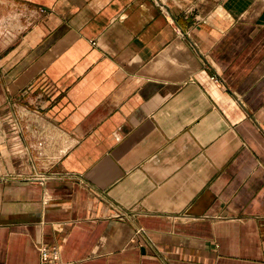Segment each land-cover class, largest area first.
<instances>
[{
  "label": "crops",
  "instance_id": "0c3cea01",
  "mask_svg": "<svg viewBox=\"0 0 264 264\" xmlns=\"http://www.w3.org/2000/svg\"><path fill=\"white\" fill-rule=\"evenodd\" d=\"M47 245L264 264V0H0V264Z\"/></svg>",
  "mask_w": 264,
  "mask_h": 264
},
{
  "label": "built area",
  "instance_id": "2783aa9c",
  "mask_svg": "<svg viewBox=\"0 0 264 264\" xmlns=\"http://www.w3.org/2000/svg\"><path fill=\"white\" fill-rule=\"evenodd\" d=\"M180 33V32H178ZM181 34V33H180ZM212 80L219 82L217 74L213 75ZM42 146V144H40ZM122 213H118L116 216L121 217ZM39 254L41 263L40 264H63L60 259V254L56 246H40Z\"/></svg>",
  "mask_w": 264,
  "mask_h": 264
}]
</instances>
